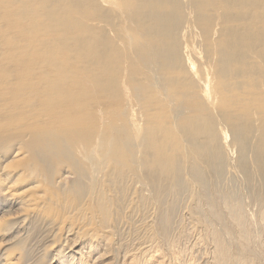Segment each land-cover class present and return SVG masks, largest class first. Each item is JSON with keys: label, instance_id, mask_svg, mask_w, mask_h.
<instances>
[{"label": "rangeland", "instance_id": "obj_1", "mask_svg": "<svg viewBox=\"0 0 264 264\" xmlns=\"http://www.w3.org/2000/svg\"><path fill=\"white\" fill-rule=\"evenodd\" d=\"M78 1L79 4L75 6L78 9V13L72 21L69 19L68 22L65 23L66 27L63 29L61 25L63 22L62 20L69 14L68 11L58 10L56 13L42 11L44 7H39L40 0H0V96L8 94L9 100H6V102H10L9 105L11 106L26 101L28 100L27 98H29L30 101L44 99L42 98L43 96L40 95L42 91L50 93L51 106L63 112L64 122L65 125H67L65 126L64 122L62 123V121L57 118L56 114L54 118L45 123L46 125L44 124L45 126H40L38 129L33 128L29 122L25 123L26 121L24 122L21 117H6L10 123L12 121L14 122L10 124L8 129L0 125V180L2 179L0 188L14 192L19 198L35 193L39 196L36 197L42 200L41 195L43 191L47 189L45 186L46 183H43V181L41 183L40 181L42 179L32 174V172L29 173L26 171L23 175L22 173L25 172L26 169L23 168V171V163L18 160L23 153L29 136L34 135L36 132L44 134L46 131V134L49 136H54L61 140L65 139L68 143H74V147L77 148L76 144H79L78 141L93 139L100 128L102 131L105 130L106 124L100 122L94 113L97 108H102L100 110L104 109V97H110L113 103L121 108L118 110L119 112L122 110V104H125L123 107L124 110L133 116L140 114V112H144V103L141 102L146 101V91L150 94L158 91L161 95L181 98L184 94L192 90L191 83L199 85L201 91L206 92V94L204 96L188 95L183 103H177L180 107L185 108L183 114L178 118H184L183 120L191 119L192 116L198 112L200 115L207 114L205 117H209V119H215V124L213 125L214 130L211 133V137L217 138V146L223 150L222 152L226 157H229L231 154L230 157L233 161L237 156V151H235L236 147H240L246 152L252 151L261 143H264V58L259 56V54H261V49L264 47V0H153L152 7L148 2H144L143 7L146 12H143V14L149 20L147 25L159 30V32L164 31L168 27L169 21L167 19L157 18V16L171 11L173 5L179 4V8L175 10V14L169 17L170 21L175 22L171 32L166 35L153 32L150 37L144 30L145 24H143L139 18L126 15L123 9L115 8L116 14H114L113 6H100L98 5L100 0ZM7 2H11L10 5L9 3L7 4ZM67 2L71 3L70 0H67ZM20 3L23 4L22 7H20ZM6 4L9 5L11 9L7 8ZM98 7L103 9L102 13L99 12ZM247 8L250 10L248 14L245 11ZM251 16L260 20L259 23L253 21L251 27L253 31L258 35L260 34L262 38L254 36L248 28L246 21H248V18H251ZM100 20L108 24L110 32L108 29L101 30V37L98 41L93 42L89 40L90 42L88 43H77L74 39H68L73 38L71 35H76L77 29H84L88 32L98 30L96 22L100 24ZM16 21L20 23L23 22L25 29L23 26H20V23H16ZM43 23L46 24V27L49 23L48 28L50 31L48 32L52 31V33H50L51 35L47 34V29L39 32V29L45 27ZM227 23H231L233 26H241V24H243L246 32L241 28V34L239 38L236 39L232 33H227L223 29V25ZM16 24L20 26L19 30L16 29L19 27H16ZM35 30L40 34H36ZM149 31L152 32V29L149 28ZM46 34L48 36H46ZM17 35L18 37H16ZM136 39H139V41L136 42ZM43 43L47 45L45 46ZM31 44L36 49L34 47L32 48ZM60 44H62V46ZM43 45L45 47H43ZM37 46L40 49H37ZM70 47L75 48L77 54L80 51L99 50L98 55L102 59L95 66L88 65L87 61L84 62L85 67L77 66V64H74L75 61L80 63L83 61L81 58L78 59V57H75L76 59H71L73 55L69 56L65 51ZM30 49L33 50H31L33 53ZM262 53L264 54L263 51ZM255 56L258 57L257 61L253 60ZM207 59L213 60V63L208 65V69L206 67L207 65L204 63V60ZM48 61L51 65L47 64ZM199 64L204 66L208 71L198 72L197 67ZM43 65H45L44 70L45 67H50H48L45 72H41L44 71L41 70ZM186 67H190V69L187 73L182 74L185 77L184 80H177L180 75L174 82L169 79L172 72H174L175 77L177 74L184 72V68ZM50 68L53 70L50 71ZM145 68L156 74L151 85L145 84H150V80L146 75L137 76L142 73ZM93 70L98 73L96 81L92 75ZM144 73L146 74L147 72L145 71ZM63 76L67 77L65 78L66 80L63 79ZM133 76H137V80L140 81L136 84L134 93H132L131 90L125 89L129 88L131 85V77ZM86 77H89L87 83L84 79ZM110 77L113 81L109 79ZM91 78L94 79L93 82H91ZM39 80H41V82ZM45 82L47 83L45 84ZM61 82L69 87H64L63 89L60 84ZM68 82L72 84H67ZM38 87L41 89L38 90ZM65 88H69L70 91H66L67 89L65 90ZM198 88L199 87L196 89ZM218 88L222 90L221 95L216 94ZM132 95L136 100H131ZM149 101L154 102L152 98ZM154 103L157 108L162 104V102ZM73 107L77 108L74 109ZM133 107H135V109H133ZM47 109L48 107H45L44 110ZM49 111L53 112L50 109ZM20 114L27 115L28 113L21 111ZM166 115V110L163 108L159 110V114L156 118L161 119V122H165ZM68 117L69 120L67 119ZM83 118H85L86 121L85 119L83 120ZM110 120L112 121L115 119L112 118ZM170 120L177 121V119L173 117H170ZM92 123L93 125H91ZM59 124H61L60 127H62L63 130L68 131L64 132L61 130L58 126ZM99 124L100 127L96 130ZM143 124L149 131H154L152 126L146 123ZM192 124H194L196 128L193 127V130L190 129V131L199 134V136L195 138L202 136L198 132L197 126H208V123L201 120ZM89 125L97 128H89ZM101 125L103 126L101 127ZM153 125L157 131H164V128L160 127V123L156 119ZM53 126L55 128H53ZM176 130L178 132L187 131V129H180L178 127ZM207 133L208 131H206V134ZM183 137L188 144L191 143L192 138L188 133L187 136ZM236 137L238 138L236 139ZM115 138H117V136ZM122 138L118 137L117 139L119 140ZM151 141L154 142L153 139H151ZM170 141L172 142L162 143L156 140L155 145H164V149L170 150L174 143H178V140L173 135V139ZM21 142L25 144L22 145L21 148L23 149L20 151V147L17 143ZM99 149L104 155L106 153L108 154L106 156L95 155V162L113 160L117 159L119 156L116 150H109L107 142H103V144L99 146ZM233 151H235L236 155ZM78 156H80V154H78ZM64 161L63 159L58 161L59 166L57 167L59 171H57V175H60L62 172L61 175H64L63 181L66 183L68 182L73 188V190H69L68 192V199H72V201L76 202L79 200V195H83L84 198L82 195L80 197L82 201V210H84L83 214L87 215H81V213H79L80 210H73L72 208L71 210L65 205L62 206L63 210L57 208L54 211L51 209H48L49 211H45V209L42 211V207L37 208L40 204L39 202H41L39 199V201H36L37 204H32L34 206L38 205L35 207L37 210H41H39L41 212L40 214L44 212V216L48 215L46 216V222L48 220L49 227L44 225L48 224V222L46 223L44 220L45 223L42 224V227H46L45 230L41 228L40 231H33L31 227H35L38 224L39 218L36 220H34V218H28L27 220L25 218V221H22V218L27 213V216L30 215L29 212L32 210L40 217L39 211H37L34 206L32 208V205H29V207L27 206L29 209H27L24 205L19 206L17 204L8 206L6 203L0 202V264H6L8 262L13 264H31L32 255L30 256L31 258L29 257L28 259L27 256L21 254L23 247L21 243H18V240H22V238L24 243L28 242V247H32L31 252H33V256L36 255V257H38L40 255L39 253L42 252L41 250L48 253L45 258L47 260L45 264H128L129 258L138 256L141 259L137 261V264H140L143 258L140 253L144 248L143 246H145L144 243H148V240L153 238L150 236L152 234L149 228L146 230V228L143 227L142 234L139 230L135 232V230L137 231L136 228H140L141 226L139 224L140 222L137 220L143 218L146 214L145 210H142V213L138 214L140 210L138 209L139 204L137 202L141 200L139 197L144 196L148 201L150 200L151 194L148 192L147 187L149 184H147V186L144 185V180L146 181V179H144L142 175H137L133 181H130L131 183H129V185L120 187L123 191L126 190V194L124 195L126 197L122 195L121 189L118 191V194V192H116L117 189H115L113 184L108 182V179L106 180L108 183H106L104 179L107 177L103 179L104 181H101V177L104 175L97 177V185L86 180V184L76 189V185L74 186L73 184L75 176L73 173H70L72 172V164L68 160ZM60 163H62V165H60ZM53 166H55V164ZM21 169L22 172H20ZM65 170L67 171L65 172ZM106 171L108 172V170ZM4 172L11 173L9 176L6 175L7 178L4 179V177H6L4 176ZM229 178L230 177L227 178L228 181H230ZM236 178H238L236 181H234L235 178L232 180L234 181L233 183L236 182L237 185L239 179L242 177L239 175ZM137 179H140V183ZM232 180L230 182H232ZM103 182L105 183L103 184ZM240 182H242V180L239 181L238 186H241L240 191L243 193V197L245 196L243 198L244 204L246 205H244V209L246 211L252 210L254 206H256L254 204H257V202L253 199L251 200V196L248 197L250 194L247 193L248 190L246 191L244 180L242 182L243 187H245V189L243 188L244 190ZM52 184L47 182L48 187H50L49 191L51 189H56ZM99 184L107 186L109 188L107 192H112L107 201L110 202V199H112L111 202L113 204L111 205L107 202L108 205L106 203H101V205L109 206V208H106V221L104 219L105 216L102 215L105 214L106 210H103L101 213V208L99 206L100 202H97V206V204H95L97 200L94 198V194H91L94 189L95 191L96 189L101 191L104 188L105 190L103 191H106V188ZM56 187L58 188V186ZM76 187H78V185ZM86 191H89V193H85ZM98 191L96 192L98 193ZM242 191H246L247 194ZM62 192L66 193V190H62ZM127 192L130 194L132 192H138L140 196L136 193V196H138L136 199L134 193L130 196ZM120 195L124 197H122L123 199L126 198L125 202L127 204L125 205L130 206L131 204V207H129L130 210H128V207L125 208V206H123L124 208L122 207V209H124L125 212L118 208V210H116L118 214L113 216V213L116 212L113 211L112 213L110 207L111 209L112 207H116L113 206L115 202H113V200L118 199ZM189 195L190 193L183 197L187 199L185 201H187L188 205H191L192 202L190 201L193 200V197ZM3 197L4 195H0V201ZM131 197H133L132 200H134V202L131 200ZM184 198H182V200H184ZM247 199L250 200V203H246L245 200ZM127 200L132 203H129ZM135 200H137V202ZM122 202L124 201L122 200ZM122 202L120 203L122 204ZM182 202L179 206L180 209H178L179 211L182 210L181 215L183 216L184 211L186 214L189 210H186L188 208L183 209L184 206L188 207V205H185L186 202H184V204H182ZM67 204L69 205V203ZM247 204L250 209L247 208ZM251 205L253 206L251 207ZM21 206H24L27 211L25 209L23 210ZM84 207L89 209L90 212L88 213V210ZM256 207L257 208L253 209V213L250 211L248 215L254 214L253 217H257L258 204ZM76 211L78 212L77 214ZM136 212H138V215ZM246 213H248V211ZM78 214L84 216L83 219L85 220H78L80 218L82 219ZM122 215H125L126 219L129 218V215L130 217L133 215L129 218L131 222L129 220L126 222L129 221L134 225H130L129 223L130 226L128 224L126 225L123 221L125 217H121ZM63 216L64 218L62 219ZM133 217L135 218L134 222H132L134 220ZM253 217L250 215L249 218L255 222L253 225L258 226V217L255 218L256 221ZM91 218L94 219V221L92 220V222H94V224L92 223L93 225L89 224ZM119 218L122 219L120 220ZM71 219H73V222ZM188 219L190 220L191 218ZM188 219L186 221H189ZM23 222L25 225H23ZM114 222H117L115 229L118 224H121L120 226L118 225L120 232H116L115 230L117 234L113 232L114 228L111 227V225H114ZM28 223H31V225ZM126 226L129 227L127 228ZM255 226H253L254 229ZM121 227H125V229L123 228L121 230ZM78 228H81V232ZM85 228L87 230H85ZM126 229L129 231H126ZM257 229L258 228L255 230ZM132 231L135 232V235L131 234ZM85 232L88 234H85ZM143 232H147V234H143ZM148 236L150 238H148ZM262 236L260 238H262ZM142 243L144 245H141ZM150 243L152 242L150 241ZM159 244L161 243H156L157 246ZM160 249L158 253L162 255L159 254L160 257L158 255V257L154 259L161 260V257H164L163 261H158L161 262L160 264H167L166 261L171 256H167V250ZM127 250H129L128 253ZM204 251H208V249ZM18 254L23 257L20 258ZM144 255H146V253H144ZM187 257L189 258V256ZM187 257L182 260L187 259ZM171 260L169 259L168 263L175 264V262ZM263 263L261 262V264Z\"/></svg>", "mask_w": 264, "mask_h": 264}, {"label": "bare ground", "instance_id": "obj_2", "mask_svg": "<svg viewBox=\"0 0 264 264\" xmlns=\"http://www.w3.org/2000/svg\"><path fill=\"white\" fill-rule=\"evenodd\" d=\"M70 2L71 3L67 2V0H40L39 7L42 8L43 6L44 9L42 11H45V12L56 13L58 10L68 11L69 14L62 20L63 22L61 24L64 29L66 27L65 23H67L69 19L70 21H72L75 18L76 14L78 13V9L75 6L79 4V1L70 0ZM144 2H148L150 6L152 7L153 0H100L98 5L100 6L101 5H111L114 8V12H115L114 14H116L115 8H118V9H123L125 14L128 16L139 18L143 22V24H145L144 30L146 31V33H148V36L150 37L153 34V32H159V30L153 28L152 26L147 25L149 20L143 14V12H146L143 7ZM8 3L9 2H7V4ZM7 4H6V7L11 9L9 5ZM19 5H21L20 7H22L23 4L20 3ZM178 8H179V4L173 5V9L171 11L157 16V18L167 19L169 21L168 27L164 31L159 32L160 34L166 35L171 32L173 26L175 25V22L170 21L169 17L175 14L176 12L175 10ZM98 10L100 13L103 12V9L100 7H98ZM245 11L247 14L250 12L248 8ZM100 21H101L100 24L96 22V27L98 30L88 32L87 30H84V29H77L76 35H71L73 36V38H68V39H74L75 41H77V43H88L90 42L89 40H92L93 42L98 41L99 38L101 37L100 31L108 29V24L103 20H100ZM253 21H255L256 23L260 22L259 19L251 16V18H248V21H246L248 28L251 30L254 36H258L262 38L260 34L258 35L253 31L251 27V24H253ZM17 22L18 21H16V23ZM19 23L20 22H18V24ZM18 24H16L15 26L16 27L19 26ZM48 25L46 27V24H45V27L39 29V32L47 29L46 30L47 34L52 33V31L48 32L50 31L48 28ZM20 26L24 27L25 25L22 22L20 23ZM20 26L16 29L19 30ZM244 27L245 26L243 24H241V26H237V25L233 26V24L231 23H227L223 25V29L227 33H232L234 35V38L236 39H238L241 34L240 33L241 28L243 29L244 32H246ZM149 28L152 29V32L149 31ZM20 31H23V30H20ZM108 31L110 32V29H108ZM39 32L35 30L36 34L37 33L40 34ZM47 34L46 36H48ZM16 37H18V35ZM137 41H139V39H136V42ZM30 43H33V42H30ZM44 45L46 46L47 44H44ZM44 45L43 47H45ZM60 45L62 46V44ZM31 47L33 48L34 46H32L31 44ZM37 49H40V48L37 46ZM31 50L32 49H30V51ZM65 51L69 56L73 55L71 59H74L75 57H78V59L80 58L82 59L83 64L75 61L74 64L75 65L77 64V66H84L85 64L84 62L86 61L88 65L95 66L102 59L98 55L99 50L80 51L77 54L75 51V48L70 47V48H67ZM262 51L264 52V47L261 49V54H259V56L264 58V54L262 53ZM253 60L257 61L258 57L257 56L253 57ZM49 61L47 62V64H50ZM204 63L207 65L206 67L208 69V65L212 64L213 60L207 59V60H204ZM44 66L45 65L41 67V70H44ZM48 67H45V70H47ZM189 69L190 67L184 68L185 71L177 74L175 77H174V72H172L171 75L169 76V79L172 80V82H174L176 78L180 75L177 78V80H184L185 77L182 74L187 73ZM207 69L200 64L197 67V70L200 73L207 72L208 71ZM45 70L41 72H45ZM49 70L51 71L53 69L50 68ZM145 71L147 72L146 74L144 73ZM92 75L96 81L98 73L93 70ZM145 75L150 80V84H147V83L145 84L151 85L153 79L156 77V74L149 71L147 68H145L143 72L137 76H145ZM137 76L131 77V85L129 86V88H125L128 90H131L132 93H134V91L136 90V87H135L136 84L140 82L137 80ZM65 78L67 77L63 76V79ZM84 79L87 83L89 77H86ZM109 79L113 81L111 77ZM39 81L41 82V80ZM93 81L94 79L91 78V82ZM46 83L47 82H45V84ZM60 84L62 85L61 87L63 89L64 87H69L68 85L62 82ZM67 84L71 85L72 83L68 82ZM191 86H192V90L184 94L181 98H175L174 96H168V95H161L158 91H156L153 94H150L148 91H146V97H147L146 101L141 102V103H144L143 104L144 112H140V114L133 115V116L124 110L123 107L125 104H122L123 105L122 110L121 112H119L118 110L121 108L115 105L110 97H104V107H103L104 109L100 110L102 108H97V110L94 113L96 117L100 120V122H103L104 124H106L105 130L102 131L101 128L99 129L100 124L98 125V128L89 125V128H95V129L97 128L96 130L99 129V131L94 135L93 139L78 141L79 144L78 143L76 144L77 148L74 147L73 145L74 143L72 144L68 143L66 142L67 140L65 139L61 140L54 136H49L48 134H46L47 132L44 129H43L45 131L44 134L41 132H36L34 133V135H30L28 140L26 139L27 140L26 146L23 150L22 155L18 159L21 161V163H23L22 169L23 168L26 169L25 172H23L22 174L24 175V173H26L27 171L29 173L32 172V174L37 175L38 177L42 179L40 181L41 183L42 181L43 183H46L45 186L47 187V189L43 191V194L41 195L42 196V200H41L40 198H38L39 196L36 195L35 193L27 195L26 197H23V198H19L17 194H15L14 192L11 191L12 192L11 193L8 189L6 190L3 188H0V193H1L0 195H4L3 199L0 202H4L8 206L17 205V204L19 206L24 205L26 208L27 206L29 207V205H32V208H33L34 205L32 203L37 204L36 201L37 200L39 201L40 199L41 202H39L40 204L38 203L39 206L38 205H35V206H38L37 208L42 207L43 208L41 209L42 211H44V209L45 211L48 209H51L52 211H54L57 208H60L63 210L62 206L65 205L69 209L72 208L73 210L75 209H77L78 211L80 210L79 213H81V215L86 216L87 214H83L84 210H82L83 209L82 201L80 199L82 194L79 195V200L76 202L72 201V199L67 198L69 190H73V188L69 185L68 182L66 183L63 181L64 175L63 176L61 175L62 172L60 173V175H57V171H59L57 167L59 166L58 161H60L61 159H63V161L68 160L72 164V166L70 165L72 169L71 170L72 172L70 173H73L75 176L76 180L74 179L73 184L74 186L78 185V187L75 186L76 189L81 188L84 184H86V180H89L93 182L94 185H97L96 184L97 177L104 175L105 177L102 176L103 178L101 177V181H104V180L106 181L108 179L109 180L108 182L113 184L115 186V189H117V191L116 190L115 191L118 192L121 189L120 187L129 185V183H131L130 181H133V179H135L137 175H142L144 179H146V181L144 180L145 182L144 185L147 186V184H149L147 187H148V192L151 195H150V200L148 201L146 197L140 196L138 192H135V193L132 192L135 194L134 195L135 198L138 197L136 196L138 194L140 196L139 199H141L138 202L137 200H135L139 204L138 209L140 210L139 211L136 209L137 211H139V213L136 212V214L142 213V210H145V213H146L143 218H140L139 220H137L140 222L139 224L141 226L140 228H136L137 231L135 230V232H138L139 230L141 233L143 231L142 229L143 227H145L146 230L149 228L150 233L152 234L150 236H152L153 238H150L148 236V238H150V240H148L149 241L148 243L145 240L146 242L144 243L145 246H143L144 248L142 252L140 253V255H142L141 257H143L140 264H158V263L160 264L161 263L160 261L161 260L163 261L164 257H161V260L158 259L160 261L154 259L155 257H158V255L160 254L158 253L160 248L168 251L167 256L170 255L171 257L169 256L170 257L169 259L170 260L172 259L175 262V264H261V262L263 263L264 262V143H261L259 146L256 147V149L252 151H246V152L243 151L242 148L236 147L235 151H237V156L234 161L233 159L231 160V157H230L231 154L229 157H226V155L222 152L223 150L217 146V138L211 137V133L214 130L213 125L215 124V119H209V117H205V115L207 114L200 115L198 112L195 113L191 119L183 120L184 118H178L181 114H183L184 109H185L183 107H180L178 104L183 103L186 100L188 95L204 96L206 94V92L201 91V88L199 85H194L191 83ZM197 87L199 88L196 89ZM40 89L41 88L38 87V90ZM65 90L68 91L69 88H65ZM216 94L217 95L222 94L221 88L217 89ZM7 95L8 94H4V96H0V125L4 128L8 129L10 124L14 122L12 121L10 123V121L7 120L6 117L8 118L9 117H16V118L21 117L24 122L26 121L25 123L27 122L31 123L30 125H32V127L35 129H38L40 126H45L46 125L45 123H47L48 120L54 118L55 114L57 118L60 121H62V123L65 121L63 112L56 110L57 108L55 109L54 106H51V94L50 93H46L45 91H42L40 95H42L43 96L42 98L44 99H41L38 101H33V100L30 101L29 98H27L30 102L26 100V101H22L19 104H15V105L13 104L11 106L9 105L10 102H6V100H9ZM151 98L154 102H162L161 106L157 108L154 102L149 101ZM131 100H136V98L132 95ZM45 107H48V109L44 110ZM73 108L76 109L77 107L76 108L73 107ZM163 108L164 110H166V113H167V115L165 116L166 118L165 122H161V119L156 118V116L159 114V110ZM49 109L53 112H50ZM133 109H135V107H133ZM21 111H25L28 114L21 115L20 114ZM170 117L177 119V121L170 120ZM112 118L115 120L111 121L110 119ZM67 119L69 120V117ZM84 119L85 118H83V120ZM155 119L160 123V127L164 128V131H160V130L157 131V129H155L153 125ZM198 120L208 123V126L207 127H204V125L197 126L198 132L202 136L199 138H195L196 136H199V134H196L195 132L190 131V129L195 127V125L192 123ZM143 123H146L152 126L154 131H149L144 126ZM61 124H59L58 126L60 127ZM64 125H65V122H64ZM91 125H93V123ZM103 125H101V127ZM177 127L180 129H187V131L178 132L176 130ZM53 128L55 127L53 126ZM60 129L63 130L62 127H60ZM63 131L65 132L68 130H63ZM206 131H208L207 134H206ZM187 133L192 138V141L190 143L191 145L188 144L186 142V139L183 137V136H187ZM173 135L178 140V143H174V145L170 148V150L164 149L165 148L164 145H158V144L157 146L155 145L156 140L162 143L172 142L170 140L173 139ZM116 136L117 138L118 137L119 138L124 137V138L118 140L117 138H115ZM237 138L238 137H236V139ZM151 139H153L154 142H152ZM263 140H264V133H263ZM103 142H107V144L109 145V150H116L119 153V156L117 159L95 162V155L106 156L108 154L106 153L104 155L99 149V146H101ZM201 143H204V144H201ZM23 144L25 143H22V142L17 143V145L20 147L19 148L20 151L23 149L21 148ZM235 151H233L234 154H235ZM78 154H80V156H78ZM54 164L55 166H53ZM60 165H62V163H60ZM22 169L20 172H22ZM106 170H108L109 174ZM66 171L67 170H65V172ZM10 173L11 172L9 173L4 172V176L6 175L9 176ZM239 175H241L242 177L241 179H239V181L242 180L243 182L244 180L246 191L248 190L247 193L250 194L249 196L248 195L247 196L248 197L251 196L252 198L250 197V199L255 200L258 204V209H257L258 226L253 225L255 224V222L249 218L250 215H252L253 217L254 214L248 215L250 211H252L253 213V209L257 208L256 207L257 204H254L256 206H254L252 210L248 207V204H247V208H249L250 210H247L248 213H246L247 211L244 209L246 205L244 204L245 202L243 201L244 200L243 198L245 196L243 197V193H241L240 191L241 186L240 187L238 186L239 181L237 185H236V182L233 183L234 181H236V179H238L236 177H238ZM228 177H230L229 178L230 181L232 179L234 180V178L235 180L234 181L232 180V182H230L227 180ZM5 178H7V176L4 177V179ZM1 180H0V183H1ZM137 180L139 181L140 179H137ZM47 182H50L51 184L53 183L52 186L56 189L55 190L51 189L49 191L50 187H48ZM108 182L106 181V183ZM242 182L240 183L242 184ZM104 183L105 182H103V184ZM103 184H99V185H103ZM56 186H58V188ZM103 186L106 188V191H103L105 190L104 188L101 191L100 190L98 191V189H96V191H98L97 193L94 189L92 190L93 192H91V194H94L95 196L94 198H96L97 200L95 203L97 204V206H98L97 202H100L99 206L101 208V213L103 212V210H106V212L104 211L105 214H102L103 216H105L107 215L106 208H109V206L101 205V203L105 204L107 202V203H110L111 205L113 203L111 202L112 199H110V202L107 201L109 199L110 193L112 192H107L109 191V188L105 185ZM243 188L245 189V187H243V184H242V189ZM62 190H66V193H63ZM121 190H122V195L124 196L126 194L125 193L126 190L124 191L123 189ZM246 191H242V192L246 193ZM85 193H89V191H86ZM188 193H190L189 195L190 197H193V200L190 201L192 202L191 205H188L187 201H185L187 199L184 198L185 195ZM127 194H129L130 196L133 195V194L131 195L128 192ZM122 197L120 195L118 199L113 200V202L115 201L113 206H116V207H112L113 210L110 207V211H112V213L113 211L116 212V213H113L114 214L113 216H116L115 214H118L116 211L118 210V208L119 210L120 209L124 210L122 209L123 206H125V208L128 207V210H130L129 207H131V204L130 206L125 205L127 204L125 202L126 198L125 199L123 198L126 196H124L123 198ZM182 198H184V200H182ZM132 199L133 197H131V200ZM122 200L124 202H122ZM132 201L134 202V200ZM245 201L246 203L247 202L250 203L249 202L250 200L248 199ZM120 202H122L123 205ZM181 202L182 204L186 202L185 205H188V207L184 206L185 208L183 207V209L188 208L186 210H189L187 212L188 214L187 213L185 214V211H184L183 216L181 215L182 210L179 211L180 209L179 206L181 205ZM67 203H69V205ZM134 204L137 205L136 203ZM24 206L23 207L21 206L22 209L23 210L25 209L27 211V209L29 208L26 209ZM252 206L253 205H251V207ZM87 210L89 213L90 210L89 209ZM40 211H39V214L41 213ZM42 213L43 214H40L41 216L39 217L38 214L32 210L31 212H29L30 215L27 216L28 213L26 215L24 214L25 216H23L22 221H25L24 220L25 218L27 220L28 218H34V220L39 218L38 224L35 227H31V226L30 227L33 229V231H37V230L40 231L41 228L42 229L44 228L43 230H45V228L49 225L48 220H47L48 224H44L46 222V216L48 215L44 216V212ZM77 213L78 212L76 211V214ZM78 215L81 216L80 214ZM130 215L128 216L129 218L133 216L132 215L130 217ZM84 216H81L82 219L80 218L78 220H85L83 219ZM121 217L124 218L125 215H122ZM257 217H253L255 221H256L255 218ZM63 218L64 216L62 217V219ZM93 218L90 219L91 222L88 220L89 224H92V223L94 224V222H92V220L94 221ZM106 218L107 217L105 216L104 217L105 221H106ZM129 218L126 219L125 217V219L123 220L126 223V225L128 223L130 225L133 224V223H130L131 219ZM188 218H191V219L189 220ZM187 219L189 221H186ZM72 220L73 219H71V221ZM127 220H129L130 222L129 221L126 222ZM134 221H135V218L132 222ZM31 223L30 224L28 223V224L31 225ZM116 223L114 222L113 223L114 225H111V227L114 228L113 232H115V230L116 232H120L118 228L121 224L120 225L118 224L119 226L117 225L115 229ZM42 224H44L46 227H42L43 226ZM188 224H189V228H188ZM23 225H25V223ZM129 226H126V227L128 228ZM253 226H255V229L256 228L258 229L255 230ZM123 228L125 229V227ZM123 228L121 227L120 229L122 230ZM78 230L81 232V228L80 229L78 228ZM85 230L87 229L85 228ZM127 230L128 229H126V231ZM86 232L85 234H88ZM135 232L132 231V233L131 232L130 233L134 234ZM144 233L147 234V232H143V234ZM261 236L262 238H260ZM150 241L152 243H150ZM158 242L162 244V245L159 244L158 245L159 247L156 245V243ZM18 243H21L23 247V250H21V254H23L24 256H27L28 259L32 255L31 257L33 258L30 257L32 260L31 264H45V261H47L45 258L48 254L46 253V251L43 252V250H41L42 252L39 253L40 255L36 257V255L33 256V252H31L32 247L31 248L28 247L27 246L28 242L24 243L23 238L22 240H18ZM144 244L142 243L141 245H144ZM205 249L206 250L208 249V251H204ZM129 250H127V253ZM144 253H146V255H144ZM19 256L20 258L23 257L21 255ZM187 256H189V258ZM185 257H187V259L182 260ZM139 259H141L139 256L131 257L129 258V261L127 260L128 261L127 263L137 264V261ZM153 259L155 260V262ZM169 259L166 261L167 264H169L168 263ZM199 259L203 263H201ZM6 264H13V263L8 262Z\"/></svg>", "mask_w": 264, "mask_h": 264}]
</instances>
